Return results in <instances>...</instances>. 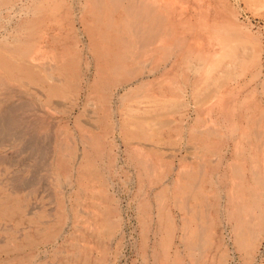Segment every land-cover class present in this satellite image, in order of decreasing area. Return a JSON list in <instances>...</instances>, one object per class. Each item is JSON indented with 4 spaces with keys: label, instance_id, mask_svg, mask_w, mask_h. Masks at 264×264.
I'll return each instance as SVG.
<instances>
[{
    "label": "rangeland",
    "instance_id": "374dc122",
    "mask_svg": "<svg viewBox=\"0 0 264 264\" xmlns=\"http://www.w3.org/2000/svg\"><path fill=\"white\" fill-rule=\"evenodd\" d=\"M211 1L210 0H203V2H202L201 0H179V2H180L179 3L177 0H174V5L180 6L181 9L186 11V13H187V18H186V21H187V49H182L181 47H176L175 49H173L171 51L170 62L174 65V70L171 74H169V75L166 74L163 76V74L165 73L166 66H164L162 64V62H160V63L157 62L158 60H156L155 58L149 57L146 61H144L143 63L138 64V65L143 67L142 69H144L145 72L149 71V73H151V76L149 75V77H147V79L144 77V79L140 80V78H139V79L135 80L134 83H130V82L126 83L125 84V86H127L126 90H120L118 85L117 86L116 85L115 86H109V87L101 86L100 92L103 95V97L105 98L103 102H100L94 98L87 96L86 93L83 90H81L82 88L85 89V80L80 81V83L78 85V93L71 94L65 98H60V101L59 100L57 102H55L56 100L54 101L55 103H53L51 106V112H53V113L51 114V112H49V115L51 116V118L54 117V120L56 119L55 122L57 125H59L58 127L62 126L61 128H63L65 130V133L63 135L64 138L62 137V145H63V148L65 147L66 151L68 150L67 153L70 151V154L69 153L67 154L68 155L67 165H68V167L70 166L69 167L70 171L64 172V171H66V169L62 165V170L59 169L60 171L59 170L56 171L57 173H55V175L53 174L50 177H49V175H47L48 177L45 176L43 179V182H44L43 183V191L38 192L39 196L37 195V191L30 193L29 190H25L24 192H21V194L19 196L23 200L21 202V206L24 208L22 210V212L24 214L21 212L22 214L21 213L17 214V215H19V217L17 215H15L14 217L9 218L8 222H10V223L7 222V219L6 220H0V223H1L0 224L1 225L0 226V231H1L0 232V238H2V240H4V239L6 240V238L12 237L13 240H11L10 244L15 243V245H18L21 247L20 250L12 252L11 253L12 255L7 259V260L12 261L11 264L12 263L13 264H19V263L20 264H24V263L25 264H28V263L29 264H67V263L70 264L72 262H73V264H87L88 262H89L88 264H169V263L170 264H193V263L194 264H246V262L249 261L248 258L243 257V256H245V254L239 252L237 250L236 246L234 245L235 244L234 235H235V232L237 231L239 226H238V223H236V221H235L234 210H233L235 202L232 201V198L237 192H235V189L233 187L234 181L231 180V178L229 176L230 175L229 168L234 163L235 153L237 150L236 143H235L236 142L235 129L239 125H245L246 117L252 116L257 122L255 121L253 123L256 126L253 124L249 125L248 128H249L250 134L251 135L253 134V136H254L255 135L254 133L258 132V134H260L258 136L260 139L259 140H257V139L252 140L249 145H245V146L241 147L240 151L243 154V156H246L245 159H248L250 161L252 160L251 162H252L253 166L256 168L258 175L255 177H253V175H249V173H248L249 163L246 164L245 170H244L245 171L244 172V178L245 179H244L243 183H244V186H246V189L249 190V192L254 195V200L249 201V199L246 196L247 193L243 192L242 196H241V200L239 202L241 203V205L243 207L242 208V218L244 216H246V221H244V225L245 226L254 225L255 223H257L259 221L258 205L262 206L261 209H263V205H264V132H262V130L264 131V97H263L264 96V94H263L264 89H262L263 79L262 78H254L256 75H261L262 73H263L262 75H264V72H263L264 71V56H263L264 55V0H223L221 2H219L218 0H211ZM214 1H216V2H214ZM30 2L33 4L31 5ZM41 2H42V0H35V1L34 0H31V1L26 0V2H25V0H13V1H11L9 3H5V4L0 2V6H1L0 7V44H10L13 42L15 33L20 30L24 21H26L27 19L32 17V15L37 13L36 9H38ZM67 2H68L67 7H69L72 10L73 20H74L73 24H74V30H75V39L78 40V42H79L78 48H79V52H80V59H81V63L83 64L82 66L84 67V65H86V63H89L90 60H92V59L88 55L87 50H86L88 45H87L86 38L81 31V26H80L81 18L79 17L80 14L78 12H76V10H75V8H76L75 0H67ZM204 2H207V3H204ZM25 5H26V7H25ZM73 5H75V6H73ZM200 6H201V8H200ZM218 6H219V9H218ZM224 7H225L226 11H229L233 15V17L236 21V24L238 26V29H239V30L238 29L237 30L240 31L237 34H238L240 39L242 38V40H241L242 42L240 45H241V48L243 50H241V48L240 49L237 48V49H239L238 54L240 52V56L243 57L241 59H242L243 63H245V66H246L245 72H247V73L244 72L242 74L235 65H234L235 67L234 66H231V68H229L230 66L227 67V68L231 69L232 71L231 70L229 71L227 68L222 66L223 68H220V70H218V71L223 72V71L227 70L231 73H233L235 71L234 72L235 74L233 73L234 74L233 75L234 78L232 79L233 81H231V83H230V81H228L226 83L224 82L226 85V89L228 88V86L232 87V89H231L232 94L230 96H228V94H229V92H228L227 95L224 96L223 91L221 90L220 94L219 93L217 94L216 100L209 102L210 104L209 103L205 104V106H200V105L198 106V105H196L197 100L195 99L196 100V102H195L193 98H195L196 95L203 96L202 94L206 91L205 89L210 90V91H213V90L215 91L218 86L216 84L214 86L213 82L212 83H209V82L205 83L204 80H200V81L197 80V78L199 76L198 73L202 72L199 70V68L202 66V64H201L202 60H201L200 55L198 54V51L193 49L192 43L194 45H196L197 47H200V48H202V46H204L205 49H207V50L204 49L205 52L206 51L209 52L211 50L212 44L210 42H208V37H207L208 27L210 28V26H212L213 24L218 22V17H217V16H219L218 12L220 11V9L224 10ZM31 13H32V15H31ZM29 14H30V16H29ZM215 14L217 16H215ZM207 16H209V17H207ZM77 29H78V31H76ZM205 30H206V32H205ZM241 32H242V34H240ZM246 33L248 35H246ZM252 34H254V35H252ZM255 34H257V35H255ZM241 35L245 36L246 39ZM247 37H248V40L250 39L251 41L250 40L248 41ZM195 42H196V44H195ZM189 43H190V47H189ZM257 45H259V46H257ZM247 46H249V47H247ZM84 48H85V50H84ZM261 48H262V50H261ZM256 49H258V50H256ZM244 53H245V55H244ZM248 56H250V57H248ZM149 59H151V60H149ZM253 60H255V61H253ZM148 61H150L151 63ZM178 61H180V62L178 63ZM191 61H193V62H191ZM184 64L186 65L185 67H184ZM188 64L190 65V67ZM153 65H155L156 67H154ZM179 65H181V66H179ZM182 65H183V67H182ZM82 66L80 67L81 70H83ZM177 67L179 69H181L182 71L179 70ZM251 67H253V69ZM247 69H250V71ZM189 74H191V75H189ZM158 77L163 78L162 81L159 82L160 84L159 83H153L152 82L153 79H156ZM188 77L190 79H188ZM81 78L83 79V77H81ZM192 78H193V80H192ZM243 78H244V80H243ZM186 79H187V81H186ZM195 81H196V83H195ZM190 82L192 85L189 84ZM258 83H260V84H258ZM142 84H145L146 86H149L150 88L152 87L151 88L152 91L150 89L149 94L147 93V95L146 94H144V95L139 94L138 95L136 92L137 88H140L139 86H141ZM128 85H130V86H128ZM194 85H195V87H194ZM256 85H258V86H256ZM156 86H157V88L163 89L165 91V93H167L169 91L172 92L171 94L167 93L165 95L167 97V99L170 100L171 102L174 101V103L176 102L177 104L180 103V106H182L181 103H183V104L185 103L183 108L181 107L179 109V112H177L178 110H176L175 113L173 110H171V111H173V112H171L170 108H167L164 111H160V112L155 111L156 107L154 106L155 104L153 101L155 94H153L154 93L153 90L157 89ZM199 86H200V88H199ZM248 86H250V87H248ZM132 87H133V89L135 88L134 89L135 91L132 89ZM206 87H210V89L206 88ZM165 88L167 91L165 90ZM181 88H183V89H181ZM249 88H251V90ZM118 89H119V91H118ZM128 89H130L131 92H128ZM259 89L262 93L259 91ZM79 91L82 92V94ZM121 91H123V93ZM196 91L198 92L197 94H195ZM184 92H185V94H184ZM127 96H128V99H126ZM223 96H224L223 102H222V104H219V99L221 100ZM124 97H126V98H124ZM131 97L132 98L134 97L133 100L135 99L136 102L133 101ZM135 97H137V98H135ZM115 98L118 100V102H116L117 100H115ZM143 98H145V99H143ZM188 99L190 102L188 101ZM87 101H90L91 103L89 102V104H88ZM92 101L94 103H92ZM111 101H112V103H111ZM179 101H181V102H179ZM192 102L195 104H192ZM142 103H144V104H142ZM92 104H95V105H92ZM111 104H112V106H111ZM115 104L116 105L118 104V105L116 106ZM130 104H132V105H130ZM152 104H154L153 105L154 107L150 106ZM100 105H102L104 107L107 106L106 108L103 107V109L108 112V113L106 112L107 115L105 117L99 109L91 110L92 109L91 106H93V108H98ZM127 106H129V108ZM141 106H144V107L142 108ZM149 106H150V108H149ZM147 107H148V109H146ZM151 107H153V109ZM108 109H109V111H108ZM126 109H127V112L129 111L132 114L134 113L132 111H136V113H138V114H140L143 110L146 111L144 113H141L143 116L145 114V117H143L141 114L137 115V116L135 115V117L133 114V117L134 118L138 117L137 119H140V120L146 119V121L149 120L148 118L151 117L150 118L151 120L149 122L153 126V128H151L154 131V133L151 134L152 136H149L148 134H144V133L136 134V135L132 134L133 135L132 136L130 133H128L129 132L128 130L121 128L122 121L124 119V117H123L124 112L123 111L126 112ZM131 109H132V111H131ZM168 111H170V113ZM83 112H84V115H83ZM119 112H121V113H119ZM149 112L151 113V116H150ZM103 113H104V111H103ZM116 113H117V115H116ZM58 114H60V115H58ZM85 114H86V117L88 116V119L87 118L85 119ZM93 114H95L96 116ZM113 114H115L116 116ZM147 114L149 115L148 118H147ZM156 115H158V116H156ZM141 116H142V118H141ZM166 116H169V117H166ZM194 116H196V117H194ZM57 117L59 119H57ZM108 117L112 121H110V119ZM163 117L167 118L168 120L166 119L165 120L166 123H165V121L161 119L160 122L164 121V124H165L164 127H166V128L168 127L167 129L166 128L163 129L162 128L163 126L161 127V126L156 124V121L158 122V119L163 118ZM63 118L65 119V121L66 120L67 121L66 122L63 121L64 120ZM77 119H79V120H77ZM152 119L156 120V121L154 120L155 122H153L154 125L151 122ZM106 120H109V121H106ZM117 120H119V121H117ZM88 121H89V124H88ZM113 125H114V127H112ZM190 125H191V127H189ZM67 126H69V129L71 131L68 128H66ZM80 126H81V128H80ZM91 127L92 128L94 127L93 130L91 129ZM101 127L103 129H100ZM155 127H157L156 129H159V128L160 129L155 130ZM82 129H85V131ZM108 129H110V130H108ZM119 129L121 130V132ZM250 129L251 130L253 129V130L251 131ZM257 129H259L260 131ZM102 130H103V132H102ZM193 130L204 131L205 133L202 136L204 138V140L203 141L202 140L196 141L195 139H197L198 137L192 136ZM67 131H68V133H67ZM81 131H83V132H81ZM99 131L102 134L104 133L103 134L104 136L102 134H100ZM208 131L210 132V135L206 134V132H208ZM85 132L89 136L87 134H85ZM91 132H95V133L90 134ZM125 133H126V136H128V141H130V143L128 141H125L126 140L124 138ZM154 134H156V135H154ZM97 135L100 136L101 139L99 137H97ZM153 136H155V137H153ZM90 137H93V139L92 138L90 139ZM150 137H153L154 140L152 138L150 139ZM160 137H161V139H160ZM97 138H98V140H97ZM190 139H192V140H190ZM137 140H140V141H137ZM152 140H153V142L156 141V143L155 142L153 143ZM158 140L161 143H158L157 142ZM134 141H137L140 146L138 144H136L137 142H134ZM168 141H170V142L167 143ZM126 142H127V145H126ZM228 143H230V144H228ZM72 144H74V145H72ZM85 145H86V147H85ZM66 146L69 148L67 149ZM147 147H148V149L150 148L149 150L152 151L153 154L151 152H149ZM90 149L93 151H91ZM138 149L140 152L138 151ZM47 150H49L51 152L50 153L51 155H55L56 152L58 151V148L51 144V146ZM141 151L142 152L144 151L143 152L144 154ZM99 152H101V153H99ZM129 152H130L129 155H131V152H132L133 156H128L127 154ZM196 152H199L198 154H200V153H202V154H200L198 156V154ZM140 153L143 156L140 155ZM93 154H95V155H93ZM203 154L205 155V157ZM81 156H82V158H81ZM213 156H216V157H213ZM226 156H228V157H226ZM113 157H115V159ZM132 157H134V158H132ZM70 159H72V160H70ZM130 159H132V160H130ZM197 159L199 160L198 162L202 164L201 169L204 172V173L202 172L203 175L198 180V183L200 182L199 185L201 187V191H204L201 193V195L198 198H200V202L204 206L203 207L201 206L200 208L198 206H195V205L193 206L192 200H194V199H188V204H190V205L192 204V206L189 205V207L192 208V211L189 212V214H191V215L193 214V215L188 216V218H190V221L187 223V213H185V212H187V209L186 210H180L178 207L173 205V202H174L173 199L176 198L177 195H175L174 193H171V191L167 190L168 189L167 188L164 191V193L162 192L161 196L162 195L163 196L161 197L160 202H159V201H157V200H159L158 199V196H159L158 191L160 190V187L162 185H164L166 187L170 186V184L172 183L171 172L174 171V169L178 166V164H183V163L187 164V160H192L195 164V163H198ZM108 160L111 162H109ZM141 160H146L147 163L149 162L150 166H152L154 169L153 175H151L150 173L148 175L147 171H146V167L144 168L143 165H139ZM211 160H212V162H211ZM94 161L97 163H95ZM112 161H113V163H112ZM164 161H166L167 163ZM208 162H210L211 164H209ZM85 163H87L86 164V165H88L87 167H86V165H84ZM164 163L167 166H162V164L164 165ZM77 164H78V166H75ZM110 166H112V167H110ZM134 167H137V168L134 169ZM163 167H164V169H163ZM168 168H170V169H168ZM162 169H163V171L164 170L165 171L162 172ZM137 170L140 172H138ZM143 170H145V171H143ZM167 170L168 171L171 170V172L168 173ZM90 172H92V173H90ZM164 173H166L167 175ZM135 175H136V177H135ZM143 175L145 178L143 177ZM164 175H166V176H164ZM246 175L248 177H246ZM82 176H84L85 178H83ZM98 176H100V177H98ZM139 176H141V177H139ZM158 177H161V183L157 180ZM218 177H220V178H218ZM66 178H68V180ZM77 178L80 181H78ZM165 178L168 180H166ZM55 180H57V183H55ZM53 181L55 184H52ZM84 181H86V183ZM168 181L170 183H168ZM68 182H70V183H68ZM88 182H90V183H88ZM137 182H140L141 184L137 183ZM80 184H82V185L80 186ZM143 185H145L146 187L145 186L143 187ZM152 185L155 187H153ZM57 186H58V188L59 187L60 188L58 189ZM44 187H47V188H44ZM52 188H54V189H52ZM63 189L66 191H64ZM52 190L54 192H52ZM61 190H63V191H61ZM141 190H142V192H141ZM82 191H85V192H82ZM104 191H105V193H104ZM72 192H73V194L75 193L74 196H73ZM78 192H80V193H78ZM63 193H64V195H63ZM141 193H142V195H141ZM86 194H89V196L88 195L86 196ZM98 195H100V196H98ZM156 195H157V197H156ZM26 196H28V197L30 196V197L26 198ZM153 196H154V198L152 199ZM58 197H59V200H58ZM31 198H33V199H31ZM38 198H40V199H38ZM62 198H64V199H62ZM138 198L140 201L138 200ZM201 198H202V200H201ZM34 199H36V200H34ZM84 199H85V201H84ZM111 199L112 200L114 199L115 201H112ZM165 199H166V201H165ZM42 200L43 201L45 200V201L43 202ZM81 200H83V201H81ZM162 200H163V202H162ZM27 201L29 202L30 205H31V203H36V204H39V202H41L42 204L44 203L43 205L41 203L39 204L41 206V208H42V206L44 207V209L42 208L43 212H41L42 210H40V213H42L41 214V219H42L41 222H44V223H42L43 227H44V229H42V230L44 232L42 231L41 237H38L39 239L37 238L36 233H35L36 224L34 222V221H37L36 216H37L38 212L37 213L34 212L32 215L25 214L26 213L25 209L27 210L26 207L28 206ZM33 201H36V202H33ZM56 201H57V203H56ZM61 201H64V202H61ZM80 201L82 203H80ZM86 201H87V203H86ZM259 201H261L260 204H259ZM147 202H149V204ZM25 203H27L26 204L27 206H24ZM186 203H187V201H186ZM88 204H89L88 207L90 209L87 207ZM80 205H82V206L80 207ZM94 205H95V207L98 208V210L96 208L97 211L95 210ZM148 205H150V206H148ZM159 205H161V206H159ZM112 206H114L115 208ZM156 206H158V207H156ZM61 207L64 210L61 209ZM186 208H187V206H186ZM206 208H207V210H206ZM65 209H68L71 212L66 210V212H67V215H66ZM158 209H159V211H158ZM89 210L92 211V214L90 213L91 211H89ZM164 210L166 212H164ZM167 210H168V212H167ZM139 211H141V212L138 213ZM58 212L61 214H59ZM77 212H79V213L81 212L82 214L80 213V216L78 217L76 215ZM86 212H87V214L84 216L83 214H85ZM162 212H164V213H162ZM196 212H197V215H195ZM245 212H246V215H245ZM70 213H72V215L74 217L71 216ZM79 213H77V214L79 215ZM96 213H97V215H96ZM109 213H110V215H108ZM143 213H145V214H143ZM200 213H201V215H199ZM64 214H65V216H64ZM152 214H153V216H152ZM141 215H143V218L140 217ZM198 215L201 218L199 220H197V219L194 220L193 218H195ZM32 216H34V217H32ZM103 216H104V218H103ZM112 216H114L113 218H115V219H113ZM120 216L123 218H121ZM21 217H22V219H21ZM26 217H28V218H26ZM150 217H151V219H150ZM154 217H156V218L154 219ZM164 217H166V218H164ZM254 217H256V218H254ZM64 218H65V221H63ZM90 218H91V220H92V218H94V219L91 221ZM109 218L112 220L109 221ZM28 219H30V220H28ZM31 219H32V222H30ZM86 219H88V220L86 221ZM145 219H147V220H145ZM26 220L28 222H26ZM233 220H234V222H233ZM61 221H63V222H61ZM88 221L90 222V224H87ZM139 221H141V222L139 223ZM261 221H260V224H263V227H264V218L261 219ZM4 222H6V223H4ZM15 222H16V224H15ZM33 222H34V224H33ZM190 222H191V224H190ZM202 222L205 224H203ZM18 223H19V225H18ZM230 223H231V225H233L232 227H230ZM246 223H248V224H246ZM47 224H48V226H47ZM60 224H62L63 226ZM94 224H95V226H94ZM16 225H18V226H16ZM75 225H77V226H75ZM28 226H30V227H28ZM70 226H72V227H70ZM175 226H177L178 228L181 227L179 229V233L184 231L185 233H187V236L191 235V237L190 236L186 237V235H185L184 236L185 238H184L181 234H178L175 237L170 236V238H169L168 237L169 235H167L166 233L164 234V232L169 231L168 228L175 227ZM2 227H3V229L5 228L7 230L4 229V231H3ZM25 227L28 229H26ZM65 227H66V229H65ZM92 227H94L93 230H92ZM95 227H97V228H95ZM116 227L118 229H116ZM183 227L184 228L188 227V228L183 229ZM17 228L19 229V232H17L18 231V230H16ZM52 229H54V230H52ZM95 229H97V230L95 231ZM108 229L110 231H108ZM106 231H108V232L106 233ZM16 232H17V234H16ZM12 233H14V234H12ZM98 233H101V234L99 235ZM200 233H201V235H200ZM25 234L30 235V237H31L32 243L30 246L29 245L26 246V243L22 244V241H23L22 236H24ZM94 234L96 236H93ZM16 235H17V238H19L20 240L15 238ZM259 236L260 237H258V238H259V240H260L259 242L261 244V249H262L261 254L262 255H261V259L258 261V264H260L264 261V253H263L264 252V246H263L264 245V239H262V238H264V228H262V230L260 231ZM53 237H55L56 239ZM187 239L194 240L193 242L197 246L198 252L195 253V256H193V257L188 253V250L186 248L185 241H187ZM39 240H41L40 243H39ZM44 240L45 241L47 240L46 243ZM87 241H89V243L91 242L90 245ZM20 243H21V245H20ZM35 244H36V246H35ZM1 245H3V244L0 243V246ZM88 245H89V247H88ZM256 247H257V245H255V248ZM81 248H83L86 252L84 250L81 251L80 250ZM30 250H31V252H30ZM77 250L79 251V253L77 252ZM33 252L34 253L36 252V253L34 254ZM246 252H248L249 255L252 254L251 252H254V247H251V249H249ZM15 255H16V257H19V258H16ZM79 255L81 257H79ZM86 255H87V257H86ZM88 255H89V258H88ZM21 257H23V259ZM29 257H30V259L28 261ZM75 258L81 259V261L80 260L77 261V259H75ZM67 259H69V260H67ZM83 259H85V260H83ZM5 261H6L5 257L1 256L0 257V263L1 264L5 263ZM85 261H86V263H85ZM75 262H78V263H75Z\"/></svg>",
    "mask_w": 264,
    "mask_h": 264
},
{
    "label": "bare ground",
    "instance_id": "6f19581e",
    "mask_svg": "<svg viewBox=\"0 0 264 264\" xmlns=\"http://www.w3.org/2000/svg\"><path fill=\"white\" fill-rule=\"evenodd\" d=\"M11 1H13V0H0V2L3 3V4L9 3ZM177 1L179 2V0H177ZM201 1L203 2V0H201ZM218 1L221 2L223 0H218ZM25 2H26V0H25ZM207 2H204V3H207ZM214 2H216V1H214ZM67 3H68L67 0H42V2L39 5L38 9H36L37 10V13H35L34 15H32V13H31L32 17H30L29 19H27L26 21H24V23L22 24L20 30L15 33L13 42L10 43V44H0V220H6L7 219V222H8L9 221V218L14 217L15 215H17V214H19V213L22 212V210L24 208L21 206V202L23 200L19 196L21 194V192H24L25 190H29L30 193L31 192H34V191H37V195H38V192H42L43 191V183H44L43 182V179H44L45 176L49 175V177H50L53 174L55 175V173H57L56 171H58L59 169L62 170V165L66 169V171H64V172H67V171L69 172L70 171V169H69L70 166L68 167V165H67V163H68V160H67L68 159L67 158L68 155L67 154L68 153L70 154V151L67 153L68 150L66 151L65 150V147L63 148V145H62V137H63V135L65 133V130L63 128H61L62 126L61 127H58L59 125H57L56 122H55L56 119L54 120V117L51 118V116L49 115V112H51V106H52L53 103L57 102L58 100L60 101V98H65V97H67V96H69L71 94L78 93V85H79V83H80L81 80H85V89L82 88L81 90H83L86 93L87 96H89L91 98H94V99H96V100H98L100 102H103L105 98L103 97V95L100 92V87L101 86L109 87V86H115V85L117 86L118 85L120 90H126L127 89V86H125L126 83H128V82L134 83L135 80H137L139 78L141 80V79H144V77L147 79V77H149V75L151 76V73H149V71L148 72L147 71L145 72V70L142 69L143 67H141L138 64L143 63L149 57L155 58L156 60H158L157 62H159V63L162 62V64L164 66H166L165 73L163 74V76L166 75V74L169 75L174 70V65L170 62V53H171V51L173 49H175L176 47H181L182 49H187V21H186L187 13H186V11L182 10L180 6L174 5V0H75V3H76L75 10H76V12H78L80 14L79 17L81 18V21H80L81 31H82L83 35L85 36L86 41H87V45H88L86 50H87L88 55L92 59V60H90L89 63H86V65H84V67H83L82 66L83 64L81 63V59H80L79 48H78V43L79 42H78V40L75 39V30H74V24H73V21H74L73 20V14H72V10L69 7H67ZM32 4L33 3H31V5ZM73 6H75V5H73ZM25 7H26V5H25ZM200 8H201V6H200ZM218 9H219V6H218ZM218 13H219V16H217L215 14V16L218 17V22L215 23V24H213L212 26H210V28L208 27V32H207L208 42H210L212 44L211 50L209 52H207V51L205 52L204 51V49H205L204 46H202V48H200V47H197L196 45H194L192 43L193 49H195V50L198 51V54L200 55L201 60H202L201 61L202 62L201 63L202 66L199 68V70L202 71V72H200V73L197 72L199 74L197 80H199V81L200 80H204L205 83H207V82L212 83L213 82L214 83V86H215V84L218 86L215 91L214 90L213 91H210V90L205 89L206 91L204 90L205 92L203 94L201 93L203 96L196 95L195 98H193V99H194L195 102L197 100L196 105H198V106L199 105L200 106H205V104H208L209 102L216 100L217 94L218 93L220 94V91L221 90L223 91V95L224 96L227 95L228 92H229L228 96H230L232 94V91H231L232 87H229L228 86V88L226 89L225 83L228 82V81H230V83H231V81H233L232 79L234 78L233 75L235 74L234 73L235 71L233 72L234 73L233 74V73L229 72L231 70L229 68H231V66H234L235 65L242 74L245 72V69H246L245 63H243V61L241 59L243 57L240 56V52L238 54V50L241 48V45L240 44L242 42L241 41L242 38L240 39L239 36H238V34H237L240 31H238L239 29H238V26L236 24V21H235L233 15L229 11H226L225 7H224V10H221L220 9V11ZM29 16H30V14H29ZM207 17H209V16H207ZM76 31H78V29ZM205 32H206V30H205ZM240 34H242V32ZM246 35H248V34L246 33ZM252 35H254V34H252ZM255 35H257V34H255ZM241 36H243V35H241ZM243 37L246 39L245 36H243ZM248 37H247V40H248ZM195 44H196V42H195ZM257 46H259V45H257ZM189 47H190V43H189ZM247 47H249V46H247ZM237 48H239V49H237ZM84 50H85V48H84ZM205 50H207V49H205ZM241 50H243V49L241 48ZM256 50H258V49H256ZM261 50H262V48H261ZM244 55H245V53H244ZM248 57H250V56H248ZM149 60H151V59H149ZM253 61H255V60H253ZM148 62H150V61H148ZM179 62L180 61H178V63ZM191 62H193V61H191ZM81 66L83 67V70L84 71L80 69ZM153 66L156 67L155 65H153ZM179 66H181V65H179ZM185 66L186 65L184 64V67ZM222 66L225 67V68H227V67L230 66L229 68H227L229 71H227V70L226 71H223V72L222 71L221 72L218 71V70H220V68H223ZM182 67H183V65H182ZM189 67H190V65H189ZM251 68L253 69V67H251ZM250 69H247V70L250 71ZM179 70H181V69H179ZM245 73H247V72H245ZM262 74L261 75H256L254 78H262L263 79V84H262L263 87H262V89H264V75H262ZM189 75H191V74H189ZM81 77H83V79ZM162 79L163 78L158 77L156 79H153L152 82L153 83H159V82L162 81ZM188 79H190V78L188 77ZM192 80H193V78H192ZM243 80H244V78H243ZM186 81H187V79H186ZM195 83H196V81H195ZM189 84H191V82ZM258 84H260V83H258ZM130 85H128V86H130ZM195 85H194V87H195ZM256 86H258V85H256ZM139 87L140 88H137V91H136L138 95L139 94H143V95L146 94L147 95V93L149 94L150 89L152 88V87L150 88L149 86H146L145 84H142ZM248 87H250V86H248ZM156 88H157V86H156ZM199 88H200V86H199ZM206 88H209L210 89V87H206ZM119 89H118V91H119ZM132 89H133V87H132ZM181 89H183V88H181ZM249 89L251 90V88H249ZM165 90H166V88H165ZM151 91H152V89H151ZM259 91H260V89H259ZM121 92L123 93V91H121ZM128 92H131L130 89H128ZM153 92H154L153 94H155V97H154V100H153L155 105L152 104L150 106H153L154 105L156 107V110L155 111H159L160 112V111H164L167 108H170V111L173 110L174 113H175L176 110H178L177 112H179V109L181 107L183 108V106L185 104V103L184 104L181 103L182 106H180V103H178L179 104L178 105L176 102L174 103V101L171 102L170 100H168L165 95L167 93L168 94H171L172 92H170V91L167 92V93H165V91L163 89L157 88L156 90H153ZM80 93L82 94V92H80ZM197 93L198 92L196 91L195 94H197ZM184 94H185V92H184ZM224 96L222 97L221 100L219 99V104H222ZM124 98H126V97H124ZM133 98H132V100H133ZM135 98H137V97H135ZM126 99H128V96H127ZM143 99H145V98H143ZM115 100H117V99L115 98ZM133 101H135V99ZM188 101H189V99H188ZM87 102L89 104L90 101H87ZM116 102H118V100ZM179 102H181V101H179ZM92 103H94V102L92 101ZM111 103H112V101H111ZM142 104H144V103H142ZM192 104H195V103L192 102ZM92 105H95V104H92ZM130 105H132V104H130ZM111 106H112V104H111ZM144 106H141V107L143 108ZM150 106H149V108H150ZM91 107H92L91 110L99 109L102 112V114L104 115V117L108 113L107 111H105L103 109L104 106H102V105H100L98 108H93V106H91ZM106 107L107 106H105L104 108H106ZM127 107L129 108V106H127ZM153 107H151V108L153 109ZM127 109H126V112L125 111H123L124 113L122 112L124 119L122 121L121 128H123L125 130H128L129 131L128 133H130L131 135L132 134H135L136 135V134H142V133H144V134H148L149 136H152L151 134H153L154 131L151 129V128H153V126L149 122L151 120L150 119L151 117L148 118L149 115L147 114V118L149 119L147 121H146V119L145 120L137 119L138 117L134 118L135 115L136 116L137 115H140L141 113H144L146 111L143 110L140 114H138V113H136V111H132V109H131V111L134 112L133 113L134 114V117H133V114L130 113L129 111L127 112ZM146 109H148V107ZM103 111H104V113H103ZM108 111H109V109H108ZM170 111H168V112L170 113ZM173 111H171V112H173ZM52 113L53 112H51V114ZM119 113H121V112H119ZM58 115H60V114H58ZM83 115H84V112H83ZM93 115H95V114H93ZM113 115H115V114H113ZM116 115H117V113H116ZM142 116H141V118H142ZM150 116H151V113H150ZM156 116H158V115H156ZM58 117H57V119H59ZM143 117H145V114H144ZM166 117H169V116H166ZM194 117H196V116H194ZM86 118L88 119V116L86 117V114H85V119ZM163 118L158 119V122L155 119L154 120L156 121V124L157 125H159L161 127L163 126L162 128L164 129V128H166V127H164V125H165L164 124V121L167 118H164V119ZM161 119L164 120V121H162L163 123L160 122ZM77 120H79V119H77ZM154 120L152 119V121H151L152 124H153V122H155ZM63 121H65V119ZM106 121H109V120H106ZM110 121H112V120L110 119ZM117 121H119V120H117ZM255 121L256 120L252 116L246 117L245 125H239L238 127H236V129H235V132H236V135H235L236 136V142L235 143H236L237 150H236V153H235L234 163L229 168V172H230V175L229 176H230L231 180L234 181L233 182V187L235 189V192H237L233 196V198H232V201L235 202L234 203V209H233L234 210L235 221H236V223H238V226H239L238 229H237V231L235 232V235H234V241H235V244L234 245L236 246V248H237V250L239 252L245 254V256H243V257L248 258L249 261L246 262V264H258V261L261 259V255H262L261 254V250L262 249H261V244L259 242L260 240H259L258 237H260L259 236L260 231L262 230V228H264L263 227V224H260L261 219L264 218V211H263L264 210V205H263V209H261L262 206H259L258 205L259 221L257 223H255L256 222L255 221L254 222L255 223L254 225L245 226L244 225V221H246V216H244L242 218V208L243 207H242L241 203L239 202L241 200V196H242V193L243 192H246L247 193L246 196L249 199V201H253L254 200V195L251 194L249 192V190L246 189V186H244V183H243V181L245 179L244 178V172H245L244 170H245L246 164L249 163V165H248L249 166V169H248L249 175H253V177H255L258 174H257L256 168L253 166V164L251 162L252 160L250 161L248 159H245L246 156H243V154L240 151V148L243 147V146H245V145H249L252 140H256V139L259 140L260 139L258 137L260 135V134H258V132H255L254 133L255 135L253 136V134L252 135L250 134V131H249V128H248L249 125L253 124ZM165 123H166V121H165ZM88 124H89V121H88ZM253 125H255V124H253ZM112 127H114V125ZM189 127H191V125ZM66 128L69 129V126H67ZM80 128H81V126H80ZM93 128L91 127L92 130H93ZM156 128L157 127H155V130H159L160 129V128L159 129H156ZM100 129H103V128L101 127ZM82 130L85 131V129H82ZM108 130H110V129H108ZM257 130H259V129H257ZM81 132H83V131H81ZM86 132H85V134H87ZM102 132H103V130H102ZM120 132H121V130H120ZM262 132H264V131L262 130ZM67 133H68V131H67ZM93 133H95V132H91L90 134H93ZM204 133H205L204 131H196V130H193V135L192 136L198 137L197 139H195L196 141H199V140H202L203 141L204 138L202 136H203ZM100 134H102V133L100 132ZM206 134H209L210 135V132L208 131V132H206ZM154 135H156V134H154ZM97 137L100 138V136H98V135H97ZM153 137H155V136H153ZM153 137H150V139L151 138L153 139ZM91 138L93 139V137H90V139ZM124 138L126 139L125 141H128V136H126V133H125V137ZM160 139H161V137H160ZM97 140H98V138H97ZM153 140H152V142H153ZM190 140H192V139H190ZM137 141H140V140H137ZM137 141H134V142H137ZM128 142L130 143V141H128ZM154 142L156 143V141H154ZM157 142L158 143H161V142H159V140ZM169 142L170 141H168L167 143H169ZM51 144L58 148V151L56 152L55 155H51L50 154L51 152L49 150H47L51 146ZM136 144H138V142ZM228 144H230V143H228ZM72 145H74V144H72ZM126 145H127V142H126ZM85 147H86V145H85ZM68 148L69 147H67V149ZM139 149H138V151H139ZM147 149H148V147H147ZM91 151H93V150H91ZM149 152L152 153V151H150V150H149ZM99 153H101V152H99ZM196 153L198 154L199 152H196ZM129 154H130V152L127 155L128 156H133L132 155V152H131V155H129ZM200 154H202V153H200ZM200 154H198V156ZM93 155H95V154H93ZM140 155H142V154L140 153ZM216 156H213V157H216ZM204 157H205V155H204ZM226 157H228V156H226ZM81 158H82V156H81ZM113 158L115 159V157H113ZM132 158H134V157H132ZM70 160H72V159H70ZM130 160H132V159H130ZM113 161H112V163H113ZM198 161L199 160L197 159V162ZM109 162H111V161H109ZM164 162H166V161H164ZM211 162H212V160H211ZM87 163H85L84 165H86ZM95 163H97V162H95ZM208 163L211 164L210 162H208ZM78 164L75 165V166H78ZM139 165H143L144 168L146 167V171H147V174L148 175H149V173L151 175H153L154 169H153L152 166H150L149 162L147 163L146 160H141V162H140ZM87 166L88 165H86V167ZM162 166H167V165H165V163H164V165L162 164ZM110 167H112V166H110ZM201 167H202V164L201 163L198 162V163H195L194 164V162L192 160H187V164H184V163L183 164H178V166L174 169V171L172 170L173 172H171V170L170 171L167 170L168 173L171 172V174H172V176H171L172 177V183L170 184V186L169 187H166L164 185H162V186L160 185L161 187L159 186L160 187V190L158 191V194H159L158 199L159 200H157V201L160 202V199L163 196V195L161 196L162 192L164 193V191L168 188L167 190H169V191H171V193H174L175 195H177V197L173 199L174 202L172 201L173 202V205L176 206V207H178L180 210H186L187 209V212L184 211L185 213H187V223L190 221V218H188V216H190L191 214H189V212L192 211V208L189 207L190 204H188V199H194V200H192L194 202V203L192 202L193 206L195 205V206H198L199 208L201 206L202 207L204 206L200 202V198H198L201 195V193L204 192V191H201V187L199 185L200 182L198 183L199 178H201V176L204 173L203 170L201 169ZM136 168L137 167H134V169H136ZM163 169H164V167H163ZM163 169H162V172L165 171V170L163 171ZM168 169H170V168H168ZM143 171H145V170H143ZM138 172H140V171H138ZM90 173H92V172H90ZM164 174H166V173H164ZM166 175H164V176H166ZM82 177L85 178L84 176H82ZM98 177H100V176H98ZM135 177H136V175H135ZM139 177H141V176H139ZM143 177H144V175H143ZM246 177H248V176L246 175ZM68 178H66V179L68 180ZM218 178H220V177H218ZM157 180L161 183V177H158ZM166 180H168V179H166ZM78 181H80V180L78 179ZM84 182L86 183V181H84ZM55 183H57V180H55ZM55 183L53 181L52 184H55ZM68 183H70V182H68ZM88 183H90V182H88ZM137 183H140V182H137ZM168 183H170V182L168 181ZM81 185L82 184H80V186ZM144 186L145 185H143V187ZM153 187H155V186H153ZM44 188H47V187H44ZM57 188H58V186H57ZM52 189H54V188H52ZM63 190H61V191H63ZM64 191H66V190H64ZM52 192H54V191L52 190ZM82 192H85V191H82ZM141 192H142V190H141ZM64 193H63V195H64ZM78 193H80V192H78ZM104 193H105V191H104ZM72 194H73V192H72ZM74 194H73V196H74ZM87 195L89 196V194H86V196ZM141 195H142V193H141ZM98 196H100V195H98ZM27 197L28 196H26V198ZM156 197H157V195H156ZM153 198H154V196L152 197V199ZM202 198H201V200H202ZM31 199H33V198H31ZM38 199H40V198H38ZM62 199H64V198H62ZM34 200H36V199H34ZM58 200H59V197H58ZM138 200H139V198H138ZM81 201H83V200H81ZM81 201H80V203H82ZM84 201H85V199H84ZM112 201H115V200L113 199ZM165 201H166V199H165ZM186 201H187V203H186ZM33 202H36V201H33ZM61 202H64V201H61ZM162 202H163V200H162ZM40 203L41 202H39V204ZM56 203H57V201H56ZM86 203H87V201H86ZM147 203L149 204V202H147ZM260 203H261V201H259V204ZM26 204L27 203H25L24 206H27ZM39 204L31 203V205H30L29 202H28V206L26 207L27 210L25 209V211H26L25 214H27V215H32L34 212L35 213L38 212V214L36 216V220L37 221H34L35 224H36V229H35L36 231H35V233H36L37 238L38 237H41V233L43 231L42 229H44L43 224H42L44 222H41V220H42L41 219V214L42 213H40V210H42L41 212H43L44 207L42 206V208H43L42 209ZM192 204L190 206H192ZM81 206L82 205H80V207ZM88 206H89V204L87 205V207ZM148 206H150V205H148ZM159 206H161V205H159ZM186 206H187V208H186ZM62 207H61V209H63ZM94 207H95V205H94ZM112 207H114V206H112ZM156 207H158V206H156ZM96 208L97 207H95V210H96ZM159 209H158V211H159ZM66 210L69 211L68 209H65V212H66ZM97 210H98V208H97ZM206 210H207V208H206ZM89 211H91V210H89ZM69 212H71V211H69ZM87 212L85 214H83V215L85 216L87 214ZM140 212L141 211H139L138 213H140ZM164 212H166V211L164 210ZM164 212H162V213H164ZM167 212H168V210H167ZM77 213H79V212H77ZM77 213H76V215L79 217L81 212L79 213V215ZM90 213L92 214V211ZM59 214H61V213H59ZM65 214L67 215V212ZM65 214H64V216H65ZM70 214H71V216H73L72 213H70ZM143 214H145V213H143ZM153 214H152V216H153ZM96 215H97V213H96ZM108 215H110V213ZM195 215H197V212H196ZM199 215H201V213ZM199 215L196 216V217L194 216L195 218H193V219L194 220H196V219L199 220L201 218ZM245 215H246V212H245ZM17 216L19 217V215H17ZM28 217H26V218H28ZM32 217H34V216H32ZM113 217L114 216H112V218ZM140 217L143 218V215H141ZM94 218H92V220ZM103 218H104V216H103ZM121 218H123V217H121ZM155 218L156 217H154V219ZM164 218H166V217H164ZM254 218H256V217H254ZM21 219H22V217H21ZM113 219H115V218H113ZM150 219H151V217H150ZM28 220H30V219H28ZM87 220L88 219H86V221ZM90 220H91V218H90ZM110 220H112V219L109 218V221ZM145 220H147V219H145ZM63 221H65V218H64ZM63 221H61V222H63ZM26 222H28V221L26 220ZM30 222H32V219H31ZM34 222H33V224H34ZM88 222H87V224H90V222L89 223ZM140 222L141 221H139V223ZM233 222H234V220H233ZM4 223H6V222H4ZM8 223H10V222H8ZM15 224H16V222H15ZM190 224H191V222H190ZM203 224H205V223H203ZM246 224H248V223H246ZM18 225H19V223H18ZM18 225H16V226H18ZM60 225H62V224H60ZM30 226H28V227H30ZM47 226H48V224H47ZM75 226H77V225H75ZM94 226H95V224H94ZM232 226L233 225H231V223H230V227H232ZM3 227H2V229H3ZM70 227H72V226H70ZM93 228L94 227H92V230H93ZM95 228H97V227H95ZM4 229H3V231H4ZM26 229H28V228H26ZM65 229H66V227H65ZM116 229H118V228L116 227ZM5 230H7V229H5ZM16 230H18L17 232H19V229L18 228ZM52 230H54V229H52ZM96 230L97 229H95V231ZM108 231H110V230L108 229ZM108 231H106V233ZM17 232H16V234H17ZM12 234H14V233H12ZM98 234L100 235L101 233H98ZM200 235H201V233H200ZM93 236H96V235L94 234ZM189 236L191 237V235H188L187 237H189ZM15 238H17V235H16ZM53 238H55V237H53ZM17 239H19V238H17ZM22 239H23L22 244L23 243H26V246H28V245L30 246L31 245L32 241H31L30 235H26L25 234L24 236H22ZM262 239H264V238H262ZM4 240H2V238H0V243L3 244V245L0 246V257L1 256H4L5 257V260H6L5 263H2V264H11L12 261L7 260V259L12 255L11 254L12 252L20 250L21 247L18 246V245H15V243L10 244L11 243V240H13L12 237L6 238L5 241ZM40 241L41 240H39V243H40ZM46 241H45V243H46ZM193 241L194 240H190V239H187V241H185V245H186V248L188 250V253L192 257L195 256V253L198 252L197 246L194 244ZM87 242L89 243V241H87ZM90 243H89V245H90ZM20 245H21V243H20ZM89 245H88V247H89ZM255 245H257L256 248H255ZM35 246H36V244H35ZM251 247H254V252H251L252 254L249 255V253L246 252V251H248L249 249H251ZM78 250H77V252L79 253ZM80 250L83 251L84 249L81 248ZM30 252H31V250H30ZM15 257H16V255H15ZM79 257H81V256L79 255ZM86 257H87V255H86ZM16 258H19V257H16ZM21 258L23 259V257H21ZM88 258H89V255H88ZM29 259H30V257L28 258V261H29ZM69 259H67V260H69ZM75 259H77V258H75ZM78 260L81 261V259H77V261ZM83 260H85V259H83ZM75 263H78V262H75ZM85 263H86V261H85ZM70 264H73V262L70 263ZM260 264H264V261L262 263H260Z\"/></svg>",
    "mask_w": 264,
    "mask_h": 264
},
{
    "label": "crops",
    "instance_id": "0c3cea01",
    "mask_svg": "<svg viewBox=\"0 0 264 264\" xmlns=\"http://www.w3.org/2000/svg\"><path fill=\"white\" fill-rule=\"evenodd\" d=\"M180 228H178L177 226L170 227V228H168L169 231L168 232H164V234L166 233L167 235H169L168 236L169 238H170V236H177L178 234H181L183 237L186 235V237H187V233H185L184 231L179 233V229ZM183 229H187V227L186 228L183 227Z\"/></svg>",
    "mask_w": 264,
    "mask_h": 264
}]
</instances>
